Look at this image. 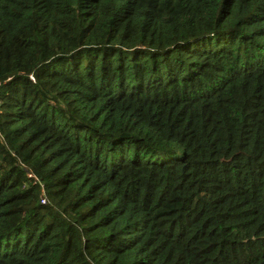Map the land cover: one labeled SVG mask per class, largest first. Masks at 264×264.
<instances>
[{
    "label": "trees",
    "instance_id": "obj_1",
    "mask_svg": "<svg viewBox=\"0 0 264 264\" xmlns=\"http://www.w3.org/2000/svg\"><path fill=\"white\" fill-rule=\"evenodd\" d=\"M0 264H264V0H0Z\"/></svg>",
    "mask_w": 264,
    "mask_h": 264
},
{
    "label": "built area",
    "instance_id": "obj_2",
    "mask_svg": "<svg viewBox=\"0 0 264 264\" xmlns=\"http://www.w3.org/2000/svg\"><path fill=\"white\" fill-rule=\"evenodd\" d=\"M42 202H45V198L42 199Z\"/></svg>",
    "mask_w": 264,
    "mask_h": 264
}]
</instances>
